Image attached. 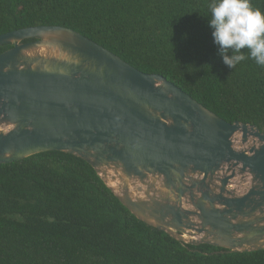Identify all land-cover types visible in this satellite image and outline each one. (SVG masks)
I'll use <instances>...</instances> for the list:
<instances>
[{"label": "water", "instance_id": "obj_1", "mask_svg": "<svg viewBox=\"0 0 264 264\" xmlns=\"http://www.w3.org/2000/svg\"><path fill=\"white\" fill-rule=\"evenodd\" d=\"M29 40V41H26ZM0 164L88 161L140 220L194 245L264 249V131L66 26L0 35Z\"/></svg>", "mask_w": 264, "mask_h": 264}, {"label": "trees", "instance_id": "obj_2", "mask_svg": "<svg viewBox=\"0 0 264 264\" xmlns=\"http://www.w3.org/2000/svg\"><path fill=\"white\" fill-rule=\"evenodd\" d=\"M212 2L0 0V35L72 28L229 123L264 131V66L250 57L234 69L223 63L208 24ZM250 3L264 12V0ZM0 264H264V249L179 241L137 218L88 161L46 151L0 164Z\"/></svg>", "mask_w": 264, "mask_h": 264}, {"label": "clouds", "instance_id": "obj_3", "mask_svg": "<svg viewBox=\"0 0 264 264\" xmlns=\"http://www.w3.org/2000/svg\"><path fill=\"white\" fill-rule=\"evenodd\" d=\"M209 9L208 24L223 63L234 69L250 57L264 66V12L250 0H213Z\"/></svg>", "mask_w": 264, "mask_h": 264}]
</instances>
